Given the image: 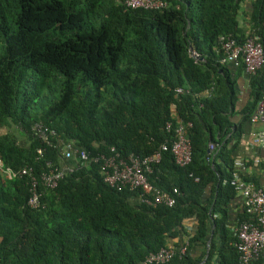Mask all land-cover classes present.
Instances as JSON below:
<instances>
[{
  "label": "trees",
  "instance_id": "16d2710c",
  "mask_svg": "<svg viewBox=\"0 0 264 264\" xmlns=\"http://www.w3.org/2000/svg\"><path fill=\"white\" fill-rule=\"evenodd\" d=\"M165 1L145 10L121 0H0V264H140L161 247H178L181 235L185 255L175 252L168 264L198 263L188 255L193 242L206 248L202 264L213 255L215 264H237L227 228L235 192L227 181L241 124L264 87V66L237 111L216 40L256 36L264 50V0ZM175 120L190 123L189 163L177 167L169 151L161 152L146 175L154 188L177 190L173 206L145 205L136 190L102 181L92 156L110 147L120 157L151 155L170 141L165 124L173 128ZM36 122L54 131L51 147L32 137ZM56 141L89 160L53 189L37 183L38 206L30 209L28 179L4 174L28 167L36 177L45 161L56 166ZM208 144L214 148L207 154ZM250 217L241 207L234 224Z\"/></svg>",
  "mask_w": 264,
  "mask_h": 264
},
{
  "label": "built area",
  "instance_id": "2783aa9c",
  "mask_svg": "<svg viewBox=\"0 0 264 264\" xmlns=\"http://www.w3.org/2000/svg\"><path fill=\"white\" fill-rule=\"evenodd\" d=\"M125 8L145 10H156L167 6L165 0H121ZM216 52L219 54L218 64L230 63L233 67L241 65L243 71L249 76H253L256 70L264 66V50L256 36H247L242 42H237L231 34L219 35L217 37ZM191 58L195 59L194 52L190 51ZM187 89V88H186ZM175 94H180V88L174 89ZM184 92L188 93L187 90ZM204 95L208 93L203 92ZM247 121L251 124H260L261 130L251 139V143L257 148L264 150V87L261 92L254 111ZM176 124L171 128L170 123L165 124L166 131H172V138L169 142L160 144L156 151L145 157H137L128 154L120 157L113 148H108L107 153H98L90 158V161L98 165V171L102 181L110 187H126L128 190L138 192L137 199L140 203L155 207L162 205L171 207L174 204L177 190L170 189L168 192L152 187L146 175L151 172L154 164L160 159L161 152L169 151L173 163L177 167H184L190 161V148L184 129L190 127L189 122L175 120ZM171 128V130H170ZM32 137L42 142L45 147L52 146V139L55 140V133L52 129L45 127L40 122L34 123L30 127ZM58 164L55 166L49 161H45L46 171L33 176L28 167H23L16 173L5 172L7 177H24L28 179L29 196L25 201V206L35 209L38 206L37 183L43 188L53 189L57 181L66 173L71 172L78 163H85L89 160L88 153L74 148L71 143L57 142ZM212 144L207 145V154L213 150ZM35 153L41 156V148H37ZM75 160L71 164H65L69 158ZM207 161V158H205ZM264 168V158L262 159ZM1 167V162H0ZM242 166L238 161H234V168L230 172L227 184L240 198V205L251 217L248 221L234 224L229 230L235 236L234 248L237 253V264H264V169L260 176V182L254 185L242 177ZM196 181V178H193ZM187 248L186 240L178 247L172 248L164 246L156 252L147 254L140 264H168L175 252L178 257L184 256Z\"/></svg>",
  "mask_w": 264,
  "mask_h": 264
},
{
  "label": "crops",
  "instance_id": "0c3cea01",
  "mask_svg": "<svg viewBox=\"0 0 264 264\" xmlns=\"http://www.w3.org/2000/svg\"><path fill=\"white\" fill-rule=\"evenodd\" d=\"M242 10H247V5H242ZM246 17L239 15V24L245 29L247 25L245 24ZM264 42V35H263ZM264 44V43H263ZM222 66L229 79L234 81V90L236 92V100L234 102V107L238 111L250 100L251 92V80L252 77L246 74L242 69H237L233 67L230 63L220 65ZM241 65H238V67ZM239 116V115H238ZM237 116L233 117V120H236ZM241 133L238 137L236 147L234 148L231 156L234 161H238L242 166V177L246 178V181L252 182L254 185H257L260 182V176L263 172L262 159L264 158V150L257 148L251 143L253 136L261 130V125L251 124L247 120L241 124L240 127ZM19 143V142H18ZM22 144V143H19ZM75 158L71 157L65 164H72ZM4 176H6L4 174ZM7 177V176H6ZM241 201L238 195L235 194L233 201H231L227 208V228L230 229L234 225L235 216L238 210L241 208ZM186 223V222H185ZM185 227L187 228L189 223H186ZM209 235L207 236V241H209ZM185 241V236H178L176 245H180L181 241ZM206 241V242H207ZM170 243V242H169ZM171 244V243H170ZM171 247L170 245H168ZM173 248V247H172ZM188 255L193 260H198L196 264H202L204 262V257L206 256V248L200 243L193 242L188 247ZM217 258L215 255L212 256L210 264H215Z\"/></svg>",
  "mask_w": 264,
  "mask_h": 264
},
{
  "label": "rangeland",
  "instance_id": "374dc122",
  "mask_svg": "<svg viewBox=\"0 0 264 264\" xmlns=\"http://www.w3.org/2000/svg\"><path fill=\"white\" fill-rule=\"evenodd\" d=\"M8 128H9V131H12V132L16 135V137H17V142H19V143H23L24 138L21 137V136L19 135V133H16V132H15L14 127H8ZM3 132H5V129H4L2 126H0V133H3Z\"/></svg>",
  "mask_w": 264,
  "mask_h": 264
},
{
  "label": "water",
  "instance_id": "95a60500",
  "mask_svg": "<svg viewBox=\"0 0 264 264\" xmlns=\"http://www.w3.org/2000/svg\"><path fill=\"white\" fill-rule=\"evenodd\" d=\"M208 235H209V238H210V233H209ZM209 238H208V239H209Z\"/></svg>",
  "mask_w": 264,
  "mask_h": 264
},
{
  "label": "clouds",
  "instance_id": "9594fccd",
  "mask_svg": "<svg viewBox=\"0 0 264 264\" xmlns=\"http://www.w3.org/2000/svg\"><path fill=\"white\" fill-rule=\"evenodd\" d=\"M243 70V69H242ZM253 77V76H252Z\"/></svg>",
  "mask_w": 264,
  "mask_h": 264
}]
</instances>
